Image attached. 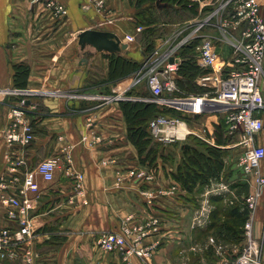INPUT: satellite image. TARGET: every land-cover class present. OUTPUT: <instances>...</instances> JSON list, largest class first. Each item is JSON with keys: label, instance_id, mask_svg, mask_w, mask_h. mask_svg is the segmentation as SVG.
Instances as JSON below:
<instances>
[{"label": "crops", "instance_id": "obj_1", "mask_svg": "<svg viewBox=\"0 0 264 264\" xmlns=\"http://www.w3.org/2000/svg\"><path fill=\"white\" fill-rule=\"evenodd\" d=\"M205 1L195 3L196 14L191 17L159 22L169 30L153 37V48H163L173 31L200 18L213 3ZM257 1L264 6V0ZM55 2L66 8L63 19L53 15L46 0H0V89L47 93L28 95L38 110L28 115L34 137L25 146L5 141L7 105L16 98L0 94V195L16 193L23 173L42 159L54 155L59 159L53 181L37 178L38 197L29 212L34 235L26 242L35 253L30 264H124L120 253L101 250L96 239L129 215L133 226L156 220L143 240L144 245L158 242L145 264H232L244 243L245 218L239 216L248 214L245 199L254 190L255 176L243 174L237 161H223L221 171L197 182L189 192L174 177L180 163L177 143L159 144L153 161L138 151L137 126L128 123L121 107L125 100L89 109L93 102L63 96L67 91L114 94L121 90L128 101L147 96L142 85L129 87L145 52L139 40L144 27L139 32L135 29L139 24L133 0ZM87 28L112 32L123 41L131 34L134 41L119 52L96 51L90 46L81 50L76 33ZM223 47L216 46L222 57L228 54ZM130 63L136 66L132 70ZM87 118L92 121L90 128ZM200 121L215 139V117L204 116ZM89 130L101 139L88 148L80 138ZM255 142L264 145V130ZM226 146L227 151L235 149ZM130 167L150 172L151 179L129 176ZM224 169H229L225 176ZM71 171L83 175L81 193L72 186L76 181ZM260 171L264 175V161ZM16 176L20 181L14 186L10 179ZM142 191L154 197L146 198ZM259 192L252 233L264 262V186ZM204 206L207 210L202 214ZM17 224L18 219L8 216L0 200V227ZM133 263L144 264L137 258ZM11 264L29 263L18 257Z\"/></svg>", "mask_w": 264, "mask_h": 264}, {"label": "built area", "instance_id": "obj_2", "mask_svg": "<svg viewBox=\"0 0 264 264\" xmlns=\"http://www.w3.org/2000/svg\"><path fill=\"white\" fill-rule=\"evenodd\" d=\"M188 2L191 6L197 2L205 4L206 1ZM220 3L218 1L213 10L201 19L183 23L167 38L169 42L163 48H153L150 53L144 50L129 87L142 85L148 95L139 97L138 100L150 103L157 109L147 125L149 136L156 142L184 145L192 137L215 147L225 148V145L216 144L211 136V129L200 121L204 116L215 117L212 124L215 138L218 131L222 130L230 139L226 147L239 149L236 165L243 174L255 176L254 190L245 199L248 214L243 225L244 243L232 264H264L252 233L253 213L258 206L260 187L264 186V175L260 171L264 161V145L255 142V136L264 130V6L257 0H226L223 4ZM227 3L232 4L230 19L222 15ZM45 6L51 8L57 18L63 19L67 15L64 5L55 0H46ZM213 18L216 22L212 21ZM240 23L244 24V28L240 29ZM207 28H216L218 34L207 33ZM135 29L139 32L142 26L136 25ZM234 31L239 35H235ZM133 41V35L124 36L123 42L127 45ZM216 42L229 44L228 54L222 57L216 48ZM189 45H193L195 63L200 69L193 84L202 91L194 94H184L177 85L180 77L178 70L182 62L180 52ZM0 94L5 98H16L7 105L9 121L4 132L6 143L29 145L34 134L28 115L32 111L34 113L36 106L30 102L28 95L47 93L17 88L0 89ZM63 96L93 102L89 109L127 99L124 90L114 94L67 91L63 92ZM91 122V118H87V128H90ZM100 139L92 130L86 131L80 138L88 148L98 144ZM58 161L55 155L42 159L34 168L23 173L16 193L0 195L1 203L7 207L8 216L18 219L15 227H0V264H11L18 257L30 264L35 258V253L26 242L34 235L29 212L33 208V201L38 197L37 178L46 182L53 181ZM128 170L131 177L151 179L150 172L136 167ZM71 175L76 181L72 186L81 193L83 175L72 171ZM19 181L17 176L10 179L14 186ZM142 192L146 198L154 197L152 192ZM200 208L202 214L207 210L205 206ZM132 219L133 216L129 215L115 229L100 232L96 243L103 251L120 253L124 264H134L133 258L145 264L157 248L156 241L143 244L144 237L149 235L156 220L133 226L130 225Z\"/></svg>", "mask_w": 264, "mask_h": 264}, {"label": "trees", "instance_id": "obj_3", "mask_svg": "<svg viewBox=\"0 0 264 264\" xmlns=\"http://www.w3.org/2000/svg\"><path fill=\"white\" fill-rule=\"evenodd\" d=\"M135 1V0H134ZM189 0H136L135 7L138 11L134 14L136 23L143 26L141 34L143 39L141 41V47L144 48L148 53L153 50L152 40L153 37L158 35L157 23H172L184 20L187 17H191L196 14V4L193 3L191 6L188 5ZM185 13V14H184ZM187 13V14H186ZM162 33V32H161ZM182 62L179 68L180 77L187 76V81L193 84V79L199 74L200 69L196 66L195 58L193 54V45L186 46L180 52ZM129 66L132 70L136 66L130 63ZM187 73V74H186ZM179 82V81H178ZM196 86L195 84H193ZM198 90L196 93H200L201 88L196 86ZM121 107L123 113L129 124L137 126L135 129L138 130L137 139L135 140L136 147L138 151L144 153V144H147L150 139L149 133L147 131L148 121L151 116L157 111L154 105L148 104L141 101H122ZM215 141L217 145H227L230 141L227 136L224 135L222 130L218 131ZM143 136L146 140H143ZM194 140L195 142L202 144L203 142L198 139L189 138L186 147L180 146L182 153L181 162L177 169L174 177L177 181L181 183L182 186L188 189L189 192H193L196 187V183L202 181L206 177L215 176L218 170L222 169L223 164V148L206 146L205 151H200L196 146L190 142ZM192 144V145H191ZM151 148V147H150ZM145 155V154H144ZM153 157V156H152ZM152 157L145 158L153 161ZM239 217L247 218L245 213L242 212Z\"/></svg>", "mask_w": 264, "mask_h": 264}, {"label": "rangeland", "instance_id": "obj_4", "mask_svg": "<svg viewBox=\"0 0 264 264\" xmlns=\"http://www.w3.org/2000/svg\"><path fill=\"white\" fill-rule=\"evenodd\" d=\"M136 1V0H135ZM135 1L133 0V4L135 3ZM210 1H213V3H211L210 5H208V8H206V10H204L205 12H204V14L203 15H201L200 16V18L199 19H201L202 17H204L205 16V14H208V13H210L213 9L212 8H214L215 6H216V4H218V1H219V3L220 4H223L226 0H210ZM232 4H233V2H232ZM232 4H229V3H227V4H225V6H226V8L223 10V13H222V15L224 16V17H226V18H231L230 17V13L232 12ZM135 5V4H134ZM138 11V8L137 7H135L134 6V10H133V13L135 14L136 12ZM185 14V13H184ZM187 14V13H186ZM212 21L213 22H216V19L215 18H213L212 19ZM159 25H158V23H157V29H158V31H157V33H160L161 34V32H163L164 31V29L166 28V30H169V26H166V25H160L159 27H158ZM240 29H242V28H244V24L243 23H240ZM207 33H211V34H218V30L216 29V28H207V31H206ZM234 34L235 35H239L238 34V32L237 31H234ZM142 35L143 34H140L139 35V38L140 39H143V37H142ZM219 46H220V48H222V49H224V47H223V45H225V44H223L222 42H216ZM228 45L229 44H226L225 46H226V48L227 49H229V47H228ZM187 74V73H186ZM179 81V82H178ZM177 85H178V88H179V90L182 92H185L184 94H194V93H196L198 90L196 89V86H194L193 84H189L188 83V81H187V76H185V77H179L178 79H177ZM36 110H38V108H36ZM146 140V137H144L143 136V140ZM146 141H149L147 144H144V154L147 156V157H152L154 154H156V151H158L159 152V148H160V145H161V147H164V146H166V145H163V143L161 144V143H159V142H156V141H154V140H152V138H150V139H148V140H146ZM192 144H193V146H196L197 147V149H199L200 151H205L206 150V146H213L214 147V145H210V144H207V143H205V142H203L202 144H200V142L199 143H197V142H195L194 140H191L190 141ZM160 144V145H159ZM191 144V145H192ZM159 146V148H157ZM180 143H177V148H176V153H178L179 154V156H180V161L179 162H181V156L184 154V153H182V150L180 149ZM151 147V148H150ZM233 150V149H232ZM223 161H227V162H233V163H235V161H237V158H238V152H239V149L238 148H236V150L234 149L232 152H230V151H227V149L226 148H223ZM154 157V156H153ZM152 157V158H153ZM228 170L229 169H224L223 170V175L225 176L226 174H227V172H228ZM219 171H221V169L219 170ZM218 171V172H219Z\"/></svg>", "mask_w": 264, "mask_h": 264}, {"label": "water", "instance_id": "obj_5", "mask_svg": "<svg viewBox=\"0 0 264 264\" xmlns=\"http://www.w3.org/2000/svg\"><path fill=\"white\" fill-rule=\"evenodd\" d=\"M78 45L81 50L85 47H92L96 51H108V52H119L122 49L127 48V44L121 42L120 38L114 33L104 30L96 29H82L77 31ZM85 59H81L80 62H84ZM183 145L182 147H186Z\"/></svg>", "mask_w": 264, "mask_h": 264}]
</instances>
